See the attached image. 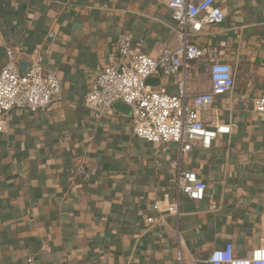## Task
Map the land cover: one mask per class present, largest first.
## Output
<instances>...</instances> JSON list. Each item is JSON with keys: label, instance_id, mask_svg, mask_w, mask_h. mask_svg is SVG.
Here are the masks:
<instances>
[{"label": "crops", "instance_id": "0c3cea01", "mask_svg": "<svg viewBox=\"0 0 264 264\" xmlns=\"http://www.w3.org/2000/svg\"><path fill=\"white\" fill-rule=\"evenodd\" d=\"M168 2L0 0V73L7 48L21 70L39 50L61 82L49 109L13 110L0 133V264H209L228 243L240 259L264 247V118L252 107L264 95V0H216L224 23L192 39L207 53L189 71L191 99L211 91L215 62L235 81L201 114L231 132L180 162L207 185L204 200L177 191V145L136 138L131 114L83 105L118 36L154 58L181 45ZM155 78L178 95L179 77ZM176 200L179 216L167 212Z\"/></svg>", "mask_w": 264, "mask_h": 264}, {"label": "built area", "instance_id": "2783aa9c", "mask_svg": "<svg viewBox=\"0 0 264 264\" xmlns=\"http://www.w3.org/2000/svg\"><path fill=\"white\" fill-rule=\"evenodd\" d=\"M168 8L177 22L182 39L175 49H165L156 58L136 53L131 48L132 36L117 37L110 64L98 68L95 81L89 88L83 105L99 115L114 112L116 104L131 108L132 132L140 140L155 145L175 144L179 160L176 183L179 194L190 200H204L207 185L195 172L182 169L183 154L194 148L209 150L219 135L229 134L230 126L219 125L214 130L205 127L201 114L208 111L216 97L232 92L234 75L227 63L215 62L210 67L211 91L194 97L188 94L187 82L192 66L203 59L207 50L192 43L193 37L210 26L224 23L225 14L216 0H169ZM54 38V34H49ZM7 62L0 73V133L7 126L9 115L20 109L30 112L47 110L61 93V82L54 72L47 71L39 50L34 51L31 63L23 73L18 65V53L12 47L6 49ZM176 76L178 95H170L163 86H150L151 78ZM253 111L264 118V95L252 100ZM158 210V205L153 206ZM180 201L169 204L167 212L179 216ZM148 222L156 224L158 219ZM234 246L228 243L211 253L209 264H264V247L254 249L245 259L236 258ZM183 260V254L178 253Z\"/></svg>", "mask_w": 264, "mask_h": 264}, {"label": "water", "instance_id": "95a60500", "mask_svg": "<svg viewBox=\"0 0 264 264\" xmlns=\"http://www.w3.org/2000/svg\"><path fill=\"white\" fill-rule=\"evenodd\" d=\"M23 73L25 72V69L21 70ZM147 84L150 86H158L159 85V80L156 78H151L147 81ZM115 110H119L121 112H124L126 114H131V108L127 105L124 104H116L115 105Z\"/></svg>", "mask_w": 264, "mask_h": 264}]
</instances>
